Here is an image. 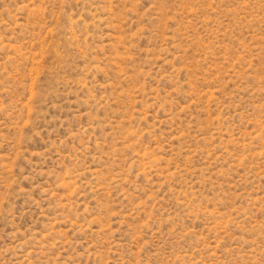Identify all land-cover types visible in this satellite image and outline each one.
Here are the masks:
<instances>
[{
	"label": "rangeland",
	"instance_id": "1",
	"mask_svg": "<svg viewBox=\"0 0 264 264\" xmlns=\"http://www.w3.org/2000/svg\"><path fill=\"white\" fill-rule=\"evenodd\" d=\"M0 264H264V0H0Z\"/></svg>",
	"mask_w": 264,
	"mask_h": 264
}]
</instances>
